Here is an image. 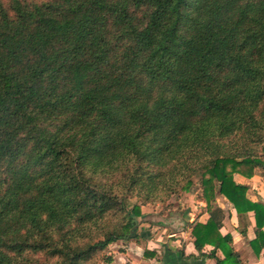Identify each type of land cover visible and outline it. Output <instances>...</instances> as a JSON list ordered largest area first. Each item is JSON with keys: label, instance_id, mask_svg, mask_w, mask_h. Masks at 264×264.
<instances>
[{"label": "trees", "instance_id": "1", "mask_svg": "<svg viewBox=\"0 0 264 264\" xmlns=\"http://www.w3.org/2000/svg\"><path fill=\"white\" fill-rule=\"evenodd\" d=\"M256 172L264 0H0V264L108 263L193 178L196 251L241 264L216 198L253 214L258 255L264 205L234 181Z\"/></svg>", "mask_w": 264, "mask_h": 264}, {"label": "crops", "instance_id": "2", "mask_svg": "<svg viewBox=\"0 0 264 264\" xmlns=\"http://www.w3.org/2000/svg\"><path fill=\"white\" fill-rule=\"evenodd\" d=\"M234 181L247 187L246 197L249 201L264 205V172H256L249 179L234 175ZM188 198V211L180 214L165 215L162 212L160 216L162 210L159 204H157L158 210L152 213H146L144 208L153 209L154 205L142 206L141 211L148 215L147 219L141 220L142 223L134 230L130 239L108 246L105 253L110 257V262L104 264H216L214 259L207 257L212 247L204 246L202 250L204 255L200 256L193 245L191 227L195 223H206L208 214L205 212V204L199 201L197 196L193 198L188 196ZM216 204L223 211L219 231L223 236L227 234L231 236V247L241 264H264V248L255 255L250 247V242L255 239L253 214H237L222 196L216 198ZM157 214L165 220L175 217L186 226L174 231L167 225L156 224ZM262 230L264 231V226ZM215 256L220 260L223 259L222 253L218 250Z\"/></svg>", "mask_w": 264, "mask_h": 264}, {"label": "rangeland", "instance_id": "3", "mask_svg": "<svg viewBox=\"0 0 264 264\" xmlns=\"http://www.w3.org/2000/svg\"><path fill=\"white\" fill-rule=\"evenodd\" d=\"M200 195H201V188H200L199 180L197 178H193L192 179V187L189 190V192L180 191L177 195L173 196L166 204H164L162 206L159 205V208L161 210H163L165 215H167V214H180V212H187L188 211L187 204L189 202L188 196H191L192 198L197 196V198H199ZM127 203L130 207L133 204H138V200L128 199ZM157 208L158 207L156 204V205H154L153 209L145 207L144 211L146 213H152V212H156L158 210ZM141 223H142V221L140 222V224ZM105 255H106V253H105ZM99 264H101V263H99Z\"/></svg>", "mask_w": 264, "mask_h": 264}]
</instances>
